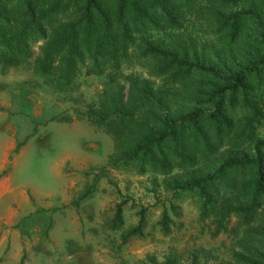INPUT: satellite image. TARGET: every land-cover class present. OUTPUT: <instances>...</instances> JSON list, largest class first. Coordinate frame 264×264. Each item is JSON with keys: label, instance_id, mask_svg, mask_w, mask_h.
<instances>
[{"label": "trees", "instance_id": "obj_1", "mask_svg": "<svg viewBox=\"0 0 264 264\" xmlns=\"http://www.w3.org/2000/svg\"><path fill=\"white\" fill-rule=\"evenodd\" d=\"M193 16L215 28L219 49H207L188 32ZM136 61L149 76L123 68ZM23 66L63 94L77 92L83 74L106 76L78 120L112 138L107 167L134 165L142 175L159 176L176 199L198 193L203 214L216 216L218 233L238 217L242 234L225 264H264V0H0V71ZM105 169L72 206L93 197ZM126 203L116 205L106 229L124 227ZM170 209L180 216L174 203ZM137 215L122 245L144 237L147 208ZM171 224L166 210L159 221L165 234ZM200 252L190 264H202ZM142 263L183 264L177 251Z\"/></svg>", "mask_w": 264, "mask_h": 264}, {"label": "rangeland", "instance_id": "obj_2", "mask_svg": "<svg viewBox=\"0 0 264 264\" xmlns=\"http://www.w3.org/2000/svg\"><path fill=\"white\" fill-rule=\"evenodd\" d=\"M191 19L188 32L207 49H219L222 40L206 17ZM34 51L38 52V45ZM137 63L123 68L127 73L149 76L148 69ZM105 81L106 76L83 74L78 80L79 90L63 94L45 87L29 66L9 69L5 74L0 71V90L4 91L0 98H10L11 102L15 99L18 104V111L11 113L9 120L18 115L26 117L31 106L29 113L40 115L41 119L27 145L14 157L12 187L17 195L28 188L38 199L51 196L48 203H41V215L34 216L39 212H32L24 218V224L20 223L27 232L13 233L15 229L9 227L0 233V240L6 237L0 250V264H143L149 256L162 261L171 251L179 253L183 264H190L198 250L202 251V264L229 262L242 234L238 217L232 216L226 222L227 231L218 233L216 216L203 214L198 193L187 192L176 199L159 185V176L142 175L134 165L117 170L107 167L114 152L112 138L103 128L78 120V112L96 100ZM156 83L161 85L163 80L156 79ZM16 90H20V95H14ZM65 115L72 116L73 121L50 122L55 116ZM4 121L0 117V155L9 137L2 130ZM66 158L68 163L63 165ZM103 167L106 169L93 197L79 207L72 206L71 202L94 183L95 175L101 174ZM219 191H226L224 183L219 185ZM12 199V194L5 197L2 210ZM124 201V227L118 231L106 229L105 223L113 217L116 205ZM172 203L178 207L179 217L173 216ZM38 206L32 202V209ZM142 207L147 208L144 237L122 245V233L138 223L137 213ZM166 210L173 219L169 234L159 225Z\"/></svg>", "mask_w": 264, "mask_h": 264}, {"label": "crops", "instance_id": "obj_3", "mask_svg": "<svg viewBox=\"0 0 264 264\" xmlns=\"http://www.w3.org/2000/svg\"><path fill=\"white\" fill-rule=\"evenodd\" d=\"M14 95L17 96L20 90L13 91ZM8 94V92H5ZM4 94V91L0 90V95ZM17 98V97H16ZM21 100V99H19ZM15 99L10 101V98H0V117L5 118L2 124V130L9 136L8 142L2 147L0 155V233H5L6 228L12 227L15 230L13 233L21 234L22 231L17 227L22 219L29 216L30 213L39 211L43 209L41 203H48L51 199L50 195L38 199L31 192L30 189H22V194L17 195L14 188L12 187V172L11 170L15 164V156L20 154L22 149L27 145L29 138L34 134L36 119L40 118V115H32V117L26 118L22 116L13 117V121H10L11 113L18 111L17 103ZM35 103V99L33 98ZM35 105V104H34ZM20 143H24L22 147L18 148ZM68 158H66V165L68 163ZM61 165V168L63 167ZM13 195L12 203L2 210V201L7 195ZM32 202L38 204L39 206L34 210L32 209ZM49 208H51L49 206ZM34 210V211H32ZM51 210V209H50ZM17 230V231H16ZM12 234V232H11ZM6 237H1L0 240V250L5 244Z\"/></svg>", "mask_w": 264, "mask_h": 264}]
</instances>
